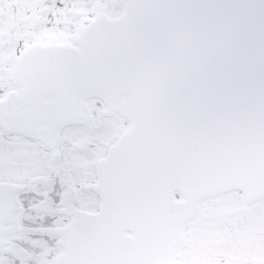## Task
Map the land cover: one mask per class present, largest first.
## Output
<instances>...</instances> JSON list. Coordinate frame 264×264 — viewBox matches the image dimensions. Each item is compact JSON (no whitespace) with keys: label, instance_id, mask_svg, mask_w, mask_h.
<instances>
[{"label":"snow or ice","instance_id":"1","mask_svg":"<svg viewBox=\"0 0 264 264\" xmlns=\"http://www.w3.org/2000/svg\"><path fill=\"white\" fill-rule=\"evenodd\" d=\"M0 264H264V0H0Z\"/></svg>","mask_w":264,"mask_h":264}]
</instances>
